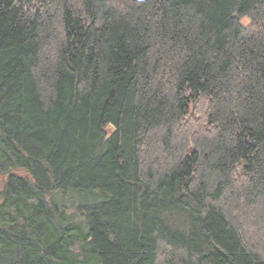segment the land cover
I'll return each instance as SVG.
<instances>
[{"label":"trees","instance_id":"1","mask_svg":"<svg viewBox=\"0 0 264 264\" xmlns=\"http://www.w3.org/2000/svg\"><path fill=\"white\" fill-rule=\"evenodd\" d=\"M0 177V264H264V0H0Z\"/></svg>","mask_w":264,"mask_h":264},{"label":"rangeland","instance_id":"2","mask_svg":"<svg viewBox=\"0 0 264 264\" xmlns=\"http://www.w3.org/2000/svg\"><path fill=\"white\" fill-rule=\"evenodd\" d=\"M246 20H247V19H244V20H243V23H245ZM1 187H2V178L0 177V191H1ZM2 201H3V195L0 194V204H1Z\"/></svg>","mask_w":264,"mask_h":264}]
</instances>
